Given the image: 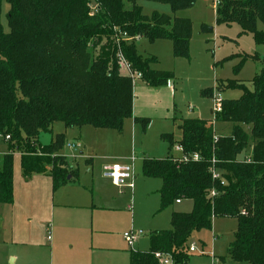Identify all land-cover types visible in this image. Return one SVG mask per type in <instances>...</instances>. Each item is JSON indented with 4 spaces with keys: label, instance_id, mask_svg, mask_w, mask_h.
<instances>
[{
    "label": "trees",
    "instance_id": "1",
    "mask_svg": "<svg viewBox=\"0 0 264 264\" xmlns=\"http://www.w3.org/2000/svg\"><path fill=\"white\" fill-rule=\"evenodd\" d=\"M2 1L9 6V31L5 33L0 22V137L8 136L12 151L21 154L25 179L50 167L56 190L76 180V173L64 157L56 155L64 149L63 135H56L47 146L38 142L40 134L51 132L55 123L66 129L91 127L117 134L127 119L143 127L147 124L133 117V85L119 75L112 28L141 35L150 44L169 41L172 56L188 60L192 25L175 14L192 8L196 0H95L99 8L93 16L90 0H0V17ZM219 1L217 25H238L239 35L251 34L256 45H264V32L257 28L259 23L264 29V0ZM138 2L166 5L172 15L146 16ZM105 42H110L108 48ZM121 49L131 70L150 88L167 86L173 79L171 73L151 69L155 59L143 58L135 45ZM250 59L255 57L241 56L242 63ZM252 84L250 93L236 82H225L226 89L242 91L239 100L222 101L214 118L231 125L228 135L214 140L211 122L184 119L177 143L172 135L161 136L169 152L179 146L186 155L198 154L199 161L178 164L170 155L143 161L142 176L161 182L160 210L177 200L191 201L193 206L187 214L173 212L170 229L151 233L148 252H131L129 264H159L156 253L169 255L173 264H187L185 249L191 235L211 231L213 220L220 218L237 224L227 257L235 263L264 264V62ZM211 94L210 90L201 95L210 98ZM247 149L249 156L240 160ZM212 167L222 173L226 186L219 187L211 179ZM212 190L217 193L214 198L209 197ZM12 201L9 152L0 157V205Z\"/></svg>",
    "mask_w": 264,
    "mask_h": 264
},
{
    "label": "rangeland",
    "instance_id": "2",
    "mask_svg": "<svg viewBox=\"0 0 264 264\" xmlns=\"http://www.w3.org/2000/svg\"><path fill=\"white\" fill-rule=\"evenodd\" d=\"M138 5L142 8V13L149 16L152 12L160 14L172 15L170 9L166 5L138 2ZM89 14L99 8V4L95 0H90ZM213 0H196L194 6L190 9L177 12L175 15L178 18L188 19L192 25V36L189 42V59H177L172 56V47L169 41H156L150 44L146 39H143L141 35H128L132 37L131 41L124 42L125 45H135L138 53L143 58L151 57L155 59V62L150 65V68L164 73H171L173 75L172 83L174 84L172 89H167L166 86L155 88L156 93H148L145 89L148 87L143 81L135 80L133 85V106L139 109V114H143L146 117H137L147 120L145 127L140 124H134L132 120L127 119L123 123L122 134L119 136L121 142L128 143L130 147L132 131L135 133V149L137 158L142 156H148L150 158H165L169 153L168 145L161 139L162 135H172L173 140L177 143L180 140V132L177 130V119H192L200 118L213 122L215 136L225 134L229 132L230 125H224L223 123L215 122L213 114H210L213 109L211 99L204 97L201 94L205 91H212L214 88H220V83H223L220 88V95L223 101H235L242 97L241 89L225 88V82H236L238 85H242L248 92H253L252 80L259 72L262 63L264 62V45H256L253 40V35H239L240 27L238 25H217L215 22ZM9 10V6L2 1L1 7V26L5 33L9 31L7 26L6 15ZM258 30L264 29L258 23ZM211 29V31H209ZM206 30V31H204ZM125 33V32H124ZM137 38H140L137 40ZM96 41L92 40V42ZM106 43V42H105ZM109 43H106V47H109ZM106 48V49H107ZM98 52L100 46H98ZM95 51V50H94ZM241 56L255 57L254 60H246L241 62ZM99 57V56H98ZM99 59V58H98ZM119 68V75L125 77ZM123 71V70H122ZM124 73V72H123ZM153 90L154 88H150ZM189 108L194 111H189ZM175 115V117H173ZM134 125H133V124ZM61 123H55L52 128V134H58L60 130H63ZM85 132L84 140L87 144V149L84 156L94 158L99 156L96 153L91 154L90 146L94 145V134L105 133L100 132L93 128H87ZM59 130V131H58ZM113 133V132H106ZM63 135V134H61ZM65 137V135H63ZM50 134H41L39 136V142L43 144L48 142ZM67 138V139H66ZM65 138L69 142V136ZM8 141L3 140L0 137V152H10L14 156L16 151H12ZM132 147V146H131ZM65 148V147H64ZM78 152V151H77ZM102 153L100 152V160H95V175H102V168L105 165H111L115 161H103ZM174 158H178L175 148L170 153ZM245 158L249 156L250 149H247L244 153ZM72 156L77 158V163L80 166V170H89L86 167V160L79 159L77 154L73 153ZM107 156V155H106ZM97 159L99 157H96ZM240 160H242L240 158ZM117 163V162H116ZM99 165V167H98ZM124 165V164H120ZM141 163L136 160L134 163L136 179L134 181V189L132 194V207L131 213L128 215H122L121 220L126 221V229L114 227L112 232L114 233V239H116L117 230H124L125 233L141 231L144 233L137 244L135 245V252H145L148 248L149 236L155 231H167L170 229V216L171 210H160L158 196L156 194L157 189L160 186V181L156 179L144 178L140 171ZM69 167V166H68ZM49 169H51L49 167ZM71 168L69 167V170ZM72 170V169H71ZM103 177V175H102ZM107 196L111 199L118 200L121 196L114 191H106ZM119 202L129 205L130 195L122 196ZM129 200V201H128ZM186 203L177 206L180 210H183ZM212 229L210 232H200L198 235H193L189 242L194 243L197 249L196 254H188L190 256L189 264H212L211 255L215 257L220 263V259H223V264H246L235 263L227 258L226 251L229 242L233 240V236L236 230L235 220H221L217 219L213 221ZM122 234V233H121ZM213 236L216 238L213 239ZM218 241H214L217 240ZM206 244L204 248L200 242ZM215 242V243H214ZM185 253H187L185 249ZM222 264V263H220Z\"/></svg>",
    "mask_w": 264,
    "mask_h": 264
},
{
    "label": "crops",
    "instance_id": "3",
    "mask_svg": "<svg viewBox=\"0 0 264 264\" xmlns=\"http://www.w3.org/2000/svg\"><path fill=\"white\" fill-rule=\"evenodd\" d=\"M175 17L177 16L175 15ZM123 72L124 70H121V73L125 76ZM172 80L170 81L171 83ZM173 86L174 84L172 83L171 87L166 86V88L172 89ZM147 87L145 90L148 93L157 92L155 88L151 90L149 86ZM139 111L134 105L132 107L133 117H146L143 114H139ZM193 111L194 109H192ZM192 119L203 120L200 118ZM181 120L184 119H177L176 117L173 119L174 122L177 121V130L179 132L178 126ZM208 122H211L213 127V122ZM224 125L230 124L225 123ZM52 128L51 132L44 133L50 134L49 141L41 144L38 137V142L41 146H47L53 141L56 135L61 134L65 135V138L68 135L70 138L68 139L69 142H78L80 145L78 150L64 148L56 154L57 156L65 158L68 166L76 173V180H71L68 184L53 190L52 180L48 173L49 168H47V172L44 174H35L25 179L21 170V154L17 152L14 156L12 155L13 201L10 205H0V264H129L130 253L135 252V248L131 251L124 241L123 235L125 234L124 230L127 227V222L121 220V216L128 215L127 212L131 213L132 205L130 204H132L133 190L116 188L109 179L102 177V175L100 178V174L95 175V160H100V152H103L101 160L108 162L115 161L113 164L118 165H128L131 162L132 156H134V163L136 160L141 163V171V166L145 159L161 160L164 158H150L148 156L137 158L136 150L133 149L135 148V133L133 129L130 147L128 143L123 144L121 142L119 136L122 133L117 134L112 130H102L105 133H95L94 145L90 146L91 150L89 151H91V154L96 153L99 156L86 160L87 156H84L83 153H85L89 145L87 146L84 135L85 132H91L87 129L91 127L66 129L63 125L64 129L58 130V134L55 135L52 134ZM98 131L100 132V130ZM230 131L231 125L229 132L217 136L228 135ZM69 142L66 141V143ZM171 150L167 156L170 155L173 157L170 154ZM7 153L9 152H0V157ZM73 153L77 154L79 159L86 160V167L89 170L86 168L83 171L80 170L77 158L72 156ZM178 154L180 156L179 151H177ZM96 157L99 158L97 159ZM240 158H245L244 154L240 155ZM160 187L161 182L156 191L157 196ZM106 191L117 192L121 197L118 200H115V198L111 199L107 196ZM124 195H128V197L130 195L131 202L129 205L119 202L121 198L123 199L122 196ZM185 203L186 206L183 210L177 207ZM192 206V202L186 200L180 201L179 204L175 202L168 209L171 210V214L173 212L187 214L191 212ZM220 219L231 220L227 218ZM115 226L124 229L123 232L122 230H117L116 239H114V233L112 232ZM199 233H193L190 240L193 235H198ZM47 237L50 239L47 240ZM215 238L213 236V239ZM138 240L134 244V247ZM200 243L206 248L204 242L201 241ZM148 250L149 241L147 251L139 252L146 253ZM189 262L190 256L187 264ZM220 263L223 264L222 258L220 259ZM220 263L218 262V264Z\"/></svg>",
    "mask_w": 264,
    "mask_h": 264
},
{
    "label": "built area",
    "instance_id": "4",
    "mask_svg": "<svg viewBox=\"0 0 264 264\" xmlns=\"http://www.w3.org/2000/svg\"><path fill=\"white\" fill-rule=\"evenodd\" d=\"M214 4V11L217 9V7L220 4L219 0H213ZM97 12V9L94 11H91L89 14L90 16H93ZM112 37L113 42L116 47V62L120 69L124 70L125 77L129 78L132 83H134L135 80L141 79V75L137 72H134L131 70L129 64L124 58V55L122 53V45L124 42H128L132 40V37L128 36L126 33L120 31L118 28L113 27L112 28ZM140 38H137V40ZM172 83L170 81L167 82V87H171ZM211 103L213 105L212 114L213 117L221 112V104H222V97L220 95V92L214 88L212 90V94L210 96ZM189 111H192V108H189ZM5 140H9V137H5ZM214 140H217V137H214ZM65 148L69 150H78L80 148V145L78 142H69L65 144ZM176 151L180 152V156L178 158H173L175 162L178 164L181 163H188V162H197L200 160V156L198 154H192V155H186L183 153L182 148L179 146L175 147ZM135 161V157L132 156L131 162L128 165H118V164H112V165H105L102 168V175L104 178L109 179L116 188L122 189L127 188L130 191L133 190V181L135 180V170L133 163ZM210 175L211 179L219 185V187L226 186V180L223 177L222 173L218 171V169L212 167L210 169ZM217 196V193L215 190H212L209 194L210 198H214ZM177 204L180 203L179 200L176 201ZM244 214V213H243ZM144 233L141 231L136 232H129L125 233L123 235L124 241L127 245V247L133 251L134 244L138 240L140 236H143ZM50 238L47 237V240ZM197 249L194 243H190L187 248L188 254H195L197 253ZM155 259L158 261L159 264H173L172 258L169 255H164L160 253L155 254ZM212 264H218V261L215 260V257L211 255Z\"/></svg>",
    "mask_w": 264,
    "mask_h": 264
},
{
    "label": "water",
    "instance_id": "5",
    "mask_svg": "<svg viewBox=\"0 0 264 264\" xmlns=\"http://www.w3.org/2000/svg\"><path fill=\"white\" fill-rule=\"evenodd\" d=\"M68 179H69V177H68Z\"/></svg>",
    "mask_w": 264,
    "mask_h": 264
}]
</instances>
